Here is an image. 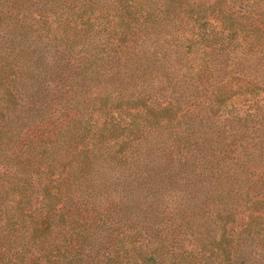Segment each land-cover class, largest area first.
Instances as JSON below:
<instances>
[{
    "label": "trees",
    "instance_id": "16d2710c",
    "mask_svg": "<svg viewBox=\"0 0 264 264\" xmlns=\"http://www.w3.org/2000/svg\"><path fill=\"white\" fill-rule=\"evenodd\" d=\"M0 264H264V0H0Z\"/></svg>",
    "mask_w": 264,
    "mask_h": 264
}]
</instances>
